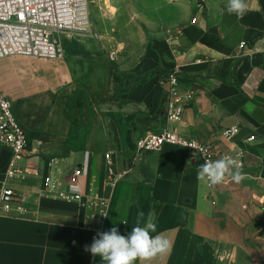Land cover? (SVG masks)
Returning a JSON list of instances; mask_svg holds the SVG:
<instances>
[{
  "label": "crops",
  "instance_id": "1",
  "mask_svg": "<svg viewBox=\"0 0 264 264\" xmlns=\"http://www.w3.org/2000/svg\"><path fill=\"white\" fill-rule=\"evenodd\" d=\"M246 2L243 19L226 11L227 0L190 3L171 31L118 43L113 60L87 39L81 54L0 59V91L33 151L20 161L31 171L8 178L26 211L0 212V264H103L85 246L112 227L127 236L141 211L145 221L153 214L152 236L173 242L170 254L143 264H264V0ZM34 64L44 67L39 75ZM173 71L181 94H192L177 123L165 116ZM231 126L238 132L224 137ZM164 128L210 146L216 160L241 151L246 178L210 190L197 179L199 160L180 146L136 154L139 137ZM107 152L127 172L114 183ZM9 158L0 147V186ZM75 167L81 174L68 188L107 202L101 230L88 226L86 209L41 193L43 172L65 188Z\"/></svg>",
  "mask_w": 264,
  "mask_h": 264
},
{
  "label": "built area",
  "instance_id": "2",
  "mask_svg": "<svg viewBox=\"0 0 264 264\" xmlns=\"http://www.w3.org/2000/svg\"><path fill=\"white\" fill-rule=\"evenodd\" d=\"M202 0H198V7ZM195 19H192L194 21ZM90 27L89 0H0V59L11 55L56 59L63 54V38L72 35H84ZM245 47L244 43L239 44ZM114 59V53H109ZM169 99L165 107V116L171 123H177L182 118L184 102L192 97L190 92L181 94L179 75L173 71L167 75ZM238 132L237 126L222 130V135L230 138ZM253 140L254 136H250ZM164 144H173L186 151L188 159H198L204 163L200 149H206V157L216 160L212 148L194 138L181 135L177 131L164 128L157 132H147L136 141V154H144L159 150ZM0 147L8 149L10 158L4 169L5 180L0 186V212L24 213L26 208L15 188L9 185L8 178L21 173H28L31 168L21 165L22 159L28 158L33 151L29 148V140L25 130L14 116L10 100L0 91ZM107 165V180L111 183L123 178L126 171H115L110 152L103 155ZM233 158L237 163L243 162V153L239 151ZM135 159V156L132 160ZM54 157L47 158L50 168L56 164ZM81 170L75 167L68 174L65 188H62L60 176L53 177L50 170L41 175V193L46 196L57 197L65 201L74 202L79 208L86 209L88 226L101 230L105 216L107 202L94 201L80 191H72L68 187L77 185ZM230 177L225 178V183ZM206 182V181H205ZM208 189H213L206 182ZM212 203H214L212 201ZM98 207L102 208L98 211Z\"/></svg>",
  "mask_w": 264,
  "mask_h": 264
},
{
  "label": "clouds",
  "instance_id": "3",
  "mask_svg": "<svg viewBox=\"0 0 264 264\" xmlns=\"http://www.w3.org/2000/svg\"><path fill=\"white\" fill-rule=\"evenodd\" d=\"M248 8L246 0H227L226 11L230 15L235 14L237 19H243ZM200 152L204 163L199 166L197 179L206 181L210 187L223 184L226 176L237 184L246 178L242 163H237L229 156L209 160L206 157V149L201 148ZM144 217L142 211L137 214L135 226L127 236L121 235L117 227L98 232L91 245L85 246V251L90 252L93 257L98 256L103 264H134L137 260L143 264L158 256L170 254L173 242L163 233L152 236L151 233L157 229L153 214L150 212L146 221ZM123 223L128 224L126 221Z\"/></svg>",
  "mask_w": 264,
  "mask_h": 264
},
{
  "label": "rangeland",
  "instance_id": "4",
  "mask_svg": "<svg viewBox=\"0 0 264 264\" xmlns=\"http://www.w3.org/2000/svg\"><path fill=\"white\" fill-rule=\"evenodd\" d=\"M90 27L84 35H72L63 39L92 40L106 45L107 54L118 43H128L143 36L169 32L181 18L190 3L198 0H89ZM65 53V49H63ZM37 59V58H36ZM33 67L36 75L44 69Z\"/></svg>",
  "mask_w": 264,
  "mask_h": 264
},
{
  "label": "trees",
  "instance_id": "5",
  "mask_svg": "<svg viewBox=\"0 0 264 264\" xmlns=\"http://www.w3.org/2000/svg\"><path fill=\"white\" fill-rule=\"evenodd\" d=\"M62 44H63V49H65L67 53L81 54V53L86 52L80 46V44L78 43L76 39H72V40L63 39ZM109 100H112V96L101 98L99 101L104 102V101H109Z\"/></svg>",
  "mask_w": 264,
  "mask_h": 264
}]
</instances>
